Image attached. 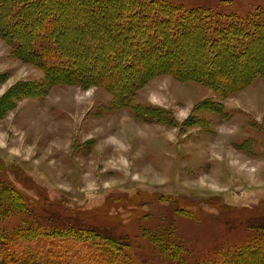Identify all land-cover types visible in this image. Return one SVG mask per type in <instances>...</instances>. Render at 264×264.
I'll return each instance as SVG.
<instances>
[{
    "label": "rangeland",
    "instance_id": "374dc122",
    "mask_svg": "<svg viewBox=\"0 0 264 264\" xmlns=\"http://www.w3.org/2000/svg\"><path fill=\"white\" fill-rule=\"evenodd\" d=\"M172 1L243 16L264 10V0ZM10 51L0 39V98L42 76ZM249 66L264 67V56ZM247 90L221 98L157 77L132 102L158 107L156 115L138 119L113 108L102 88L20 97L0 116V185L35 211L45 201L61 204L84 214L86 226L122 232L137 263L216 260L252 239L249 219L264 207V82ZM24 219L4 206L0 234Z\"/></svg>",
    "mask_w": 264,
    "mask_h": 264
},
{
    "label": "trees",
    "instance_id": "16d2710c",
    "mask_svg": "<svg viewBox=\"0 0 264 264\" xmlns=\"http://www.w3.org/2000/svg\"><path fill=\"white\" fill-rule=\"evenodd\" d=\"M186 7L172 0H0V39L11 57L43 72L0 98V116L18 98H45L57 86L102 88L113 108L138 119L156 115L158 107L132 102L157 77L194 82L221 98L264 82V67L249 66L264 56V10L243 16ZM4 206L25 219L0 234V264H142L127 252L125 234L86 226L77 210L45 201L35 211L0 185ZM254 216L249 242L204 264H264V207Z\"/></svg>",
    "mask_w": 264,
    "mask_h": 264
},
{
    "label": "crops",
    "instance_id": "0c3cea01",
    "mask_svg": "<svg viewBox=\"0 0 264 264\" xmlns=\"http://www.w3.org/2000/svg\"><path fill=\"white\" fill-rule=\"evenodd\" d=\"M8 55L11 57L10 52L8 53ZM11 58L14 59V60H16V61H19V62L23 63L22 61L17 60V59H15V58H13V57H11ZM23 64H27V63H23ZM28 65L32 66L31 64H28ZM35 69H37V68H35ZM38 70H39V69H37V71H38ZM39 71H41V70H39ZM41 72H42V71H41ZM42 77H43V72H42V76H41L39 79H41ZM39 79H31V80H34V81H35V80H39ZM29 80H30V79H29ZM247 88H248V87H247ZM247 88H246L245 90H243V91L247 92V91H248ZM52 90H53V89H51V91H52ZM51 91H50V92H51ZM243 91H241V92H243ZM50 92H49V94H50ZM239 93H240V92H239ZM49 94H48V95H49ZM48 95H47V96H48ZM239 95H240V94H238V96H239ZM47 96H46V97H47ZM31 99H32V98H31ZM38 99H40V98H38ZM42 99H43V98H42Z\"/></svg>",
    "mask_w": 264,
    "mask_h": 264
}]
</instances>
